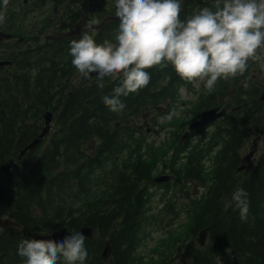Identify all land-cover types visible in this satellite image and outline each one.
<instances>
[{"label":"trees","instance_id":"16d2710c","mask_svg":"<svg viewBox=\"0 0 264 264\" xmlns=\"http://www.w3.org/2000/svg\"><path fill=\"white\" fill-rule=\"evenodd\" d=\"M203 7H212V0H183L180 18ZM98 39L97 43L103 42ZM263 69L250 61L243 76L218 81L213 90L206 91L208 96H201L192 119L227 98L222 101L229 100L238 108L232 120L224 123L232 125L236 142L244 129L249 135L259 132L264 128ZM34 70L33 77L32 70H26L24 78L5 92L9 105L5 115L0 108V167L38 138L46 112L55 119L43 143L23 157L0 192V215L20 227L0 234V264H24L16 254L17 244L33 233L50 235L61 228L78 231L86 227L96 231L94 240H85L86 264H140L136 252L144 241L147 187L153 184L152 156L146 151L152 153L154 147L146 145L138 122L157 109L171 112L180 91L192 89L193 84L181 80L170 66L153 67L147 70L149 84L121 97L125 109L117 114L101 103V97L111 95L119 79H105L102 88L95 79L82 80L68 49L55 50L51 56L38 54ZM245 78L248 88L242 86ZM0 99L5 103L3 86ZM186 142L173 148L166 166L173 169L180 193H186L184 186L190 187L193 181L207 187L202 212L192 210L191 222L199 217L211 227L210 237L231 244L239 256L235 264H264V151L253 171L242 179L237 173L238 147L224 143L207 169L204 159L212 151L202 148L201 154L188 149ZM237 188L247 192L245 220L230 203ZM191 205L194 209L195 204ZM188 231L196 234L197 230ZM108 239L112 256L103 262ZM190 258L189 264H209L205 255Z\"/></svg>","mask_w":264,"mask_h":264},{"label":"clouds","instance_id":"9594fccd","mask_svg":"<svg viewBox=\"0 0 264 264\" xmlns=\"http://www.w3.org/2000/svg\"><path fill=\"white\" fill-rule=\"evenodd\" d=\"M183 0H114L118 25L111 39L97 43L90 33L95 20H87L78 39H70L68 55L82 80L92 79L97 87L105 79H119L111 95L101 103L112 113L125 109L128 97L150 82L147 71L170 66L177 76L213 90L218 81L244 75L250 61L264 68V0H212L180 18ZM10 0H0V24ZM242 86L249 87L247 78ZM241 220L247 219V192L231 193ZM86 237L75 229L62 241L26 238L18 242L16 254L24 264H86Z\"/></svg>","mask_w":264,"mask_h":264},{"label":"flooded vegetation","instance_id":"af4514ba","mask_svg":"<svg viewBox=\"0 0 264 264\" xmlns=\"http://www.w3.org/2000/svg\"><path fill=\"white\" fill-rule=\"evenodd\" d=\"M114 12V0H10L9 6L5 10V22L0 24V86L4 87L5 96V103H2L0 99L1 113L5 115V108L9 105L6 99L9 94L5 93L8 91L7 87L15 84L17 80H22L26 70H32V77L35 75L34 69H36V56L38 54L51 56L55 50L68 49L70 39H60V35L71 33L74 30L77 31L78 35L71 39H78L85 21L95 20L97 23L94 27H97L106 19L117 18ZM117 25L118 21L110 19L99 30L90 34L94 40L98 38L100 40L109 39L110 36L114 35L115 32L112 35L111 31L112 29L115 30ZM208 95L206 93L202 94V96ZM200 98L201 96H199L192 113L200 104ZM224 99L218 100L219 103L209 109L227 110L226 116L204 131L189 134L186 143L190 146L188 149H198L201 154L204 152L201 151L202 148L211 150L210 155H213V157L222 149L224 143L233 148L238 147L239 169L243 158L246 156L242 157L241 152L246 149L249 134L248 130L244 129L237 138L239 142H236L233 137L232 125L224 126V123H228L226 120H232L231 115L238 111L237 107L234 108L228 103L229 100L222 101ZM5 122H8L7 116H5ZM187 131L188 124L185 126L184 134ZM257 134L263 135L264 128ZM193 140L198 142L192 144L191 141ZM176 146L183 147L184 144L180 141ZM22 151L18 155L12 154L10 159L18 161ZM211 156L209 158L212 163L213 157ZM207 159L206 154L205 163ZM256 163L253 161V167ZM168 170L172 173L171 168ZM247 172H238L237 170V173L241 175L239 177H242V179L248 177ZM164 174H167L166 170ZM171 177L172 182L170 185L174 187L177 183L176 178L173 174H171ZM1 179L2 176L0 181ZM192 185L198 187L194 198H191V202L195 204L194 211L202 212L201 203L206 200L207 187L198 181H193ZM189 225L188 230L193 227L197 230L196 234L190 231L187 232L185 239L177 249L176 255L168 257L166 262H169L167 264H189L192 261L190 257L202 258V255L206 256L209 264L236 263L239 257L236 251L233 250L231 244L210 237L211 227L209 225L201 222L199 217L197 222ZM95 232L94 229V235ZM201 235L204 237L203 244L199 242Z\"/></svg>","mask_w":264,"mask_h":264},{"label":"rangeland","instance_id":"374dc122","mask_svg":"<svg viewBox=\"0 0 264 264\" xmlns=\"http://www.w3.org/2000/svg\"><path fill=\"white\" fill-rule=\"evenodd\" d=\"M259 68H261L260 65ZM259 74L263 76L262 72ZM204 90L202 84H194L190 90L182 89L178 100L170 108L171 112L167 113L166 108L157 109L155 113L147 114L138 122L140 124L137 128L143 132L142 137L146 145L154 147L152 153L146 151L152 156L151 180L171 175L168 170L170 167L166 166L171 152L177 144V137L181 138L184 134V125L191 118V113L195 109L199 96L204 94ZM258 138L260 140L257 142L254 162L258 161L264 151V134L254 132L252 136L249 135L246 149L241 152L242 157L249 153L250 148L253 147V141ZM197 142V140L191 141L192 144ZM207 158L205 167L210 169L211 159L208 155ZM165 170L167 174H164ZM171 170L173 171L172 168ZM172 186L155 184L147 187V206L143 222L144 241L136 252L140 264L168 263L169 261L166 262L168 257L176 255L178 247L187 235L189 224L192 223L190 213L194 209L191 198H194L198 187L185 185L186 193H180L179 184Z\"/></svg>","mask_w":264,"mask_h":264},{"label":"water","instance_id":"95a60500","mask_svg":"<svg viewBox=\"0 0 264 264\" xmlns=\"http://www.w3.org/2000/svg\"><path fill=\"white\" fill-rule=\"evenodd\" d=\"M110 19L118 21V18H110ZM110 19L104 20L99 26L95 27L96 30H99L104 25V23H106ZM77 35H78L77 31H73L71 33L62 34L59 37H60V39H71ZM91 75H92V77H95V73H93ZM260 101L264 103V93H262V95L260 97ZM226 113H227L226 110L221 111L220 109H211V110H207V111L202 112L200 114L198 120H194V121L190 122L189 127H188L189 131L183 136V140H185L188 137L189 132H198V131H202V130L208 128L209 126L214 124L219 119L224 118ZM53 118H54V116L51 113H47L44 116L45 127L43 128V130H42L41 134L38 136V138L36 140H34L30 145H28L22 151V153L19 157V160H21L22 157L27 152H33L34 150H36L38 148V146L43 142L44 138L48 135V133L51 130V123H52ZM259 140L260 139H257L254 141L253 147L250 149L248 156L243 159V162L239 168V171L251 169L252 159L254 158V156L257 152V142ZM246 164H247V166H246ZM16 166H17V164L14 160H9L3 167L0 168V174L3 176V178L0 182V191H1L5 181L9 177L11 169L16 168ZM169 181H170L169 176H162V177H158V178L153 180V182L156 184L168 183ZM11 227L18 228V225L13 223L9 219H2L0 217V230L5 231ZM79 231L86 237V239H89V240L93 239L94 230L92 228L87 227V228H83ZM67 235H69V230L67 228H62V229H59L50 235H43V234L34 233L31 235V239H47V240H52L53 242H58V241H62L63 238ZM203 238L204 237L201 235L200 239H199L200 240L199 242H201V244H203L202 243ZM110 257H111L110 243L106 242L105 248H104L103 253H102V259L104 261H106Z\"/></svg>","mask_w":264,"mask_h":264}]
</instances>
